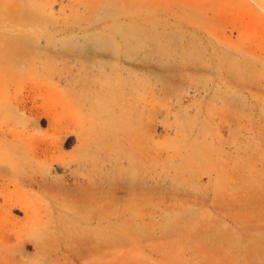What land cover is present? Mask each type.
<instances>
[{"label":"rangeland","instance_id":"1","mask_svg":"<svg viewBox=\"0 0 264 264\" xmlns=\"http://www.w3.org/2000/svg\"><path fill=\"white\" fill-rule=\"evenodd\" d=\"M255 1L249 19L233 0H0V135L33 144L0 153V193L70 190L85 232L97 204L77 248L61 214L44 236L0 194V264H264Z\"/></svg>","mask_w":264,"mask_h":264},{"label":"bare ground","instance_id":"2","mask_svg":"<svg viewBox=\"0 0 264 264\" xmlns=\"http://www.w3.org/2000/svg\"><path fill=\"white\" fill-rule=\"evenodd\" d=\"M219 1L221 0H211L210 3L214 5L215 3L217 4ZM233 1H240L243 4L244 9L246 11L245 13H243L245 17L250 19L256 15V10L248 2L249 0H233ZM250 1L256 4L258 3L255 0H250ZM239 18H242V15H240ZM17 144L18 145L28 144L29 146L33 145L30 141H26L25 139L21 138V136L12 134L11 139L9 140L6 138V136L0 135V153H4L8 155L15 154V152H10V149ZM33 150L34 152L31 155H32L33 160L35 161H40V158L43 157L44 159L42 163L45 165L55 160L52 157L48 159L47 158L48 155L46 152H37L35 148ZM8 158L10 159L11 157L8 156ZM4 164L0 165V180L11 178L9 174L10 171L5 167ZM33 186H36L37 188L42 189L43 191H45L44 189L50 190L48 189V185L42 182L33 181V179L31 178H27L26 180H23L21 182L14 183L12 190H6L0 193L3 199L5 200L4 202L8 203V206H4L3 208L6 210L7 208H9V206H15L16 204L20 203L22 204L21 207H23L25 210V214L27 215V218H29L30 216H35V214H37L39 223H31L29 227L37 230L39 234H42L44 236L51 234L53 220L55 219L54 215L61 214V218L63 222L71 226L70 230H71L73 239L75 241L74 242L75 246L77 248H80L86 245L93 249L97 241L95 223H94V216L96 213L95 208L97 204H96L94 196L91 195V199L89 200V208H88L89 219L88 220L90 221V223L88 224L89 225L88 231L85 232L82 227L76 226V224L81 223V218H80L81 212L76 206L77 203H74L75 196L72 194L70 190H62L60 192H49L48 191L50 194H52V196H54V198L57 197V198L62 199L61 201L63 204L60 205L59 208H53V207L48 206L47 204L44 205V201L40 199V197H38L37 194L29 190V188ZM29 198L33 199L34 201L32 204L30 203L31 205L29 203H27L29 205H24L23 203H21V200L23 201ZM4 209L1 210V214L4 213ZM24 223L26 225L27 221H25Z\"/></svg>","mask_w":264,"mask_h":264}]
</instances>
